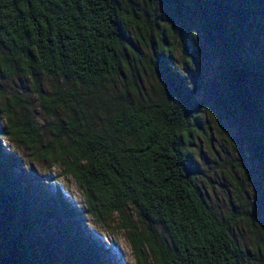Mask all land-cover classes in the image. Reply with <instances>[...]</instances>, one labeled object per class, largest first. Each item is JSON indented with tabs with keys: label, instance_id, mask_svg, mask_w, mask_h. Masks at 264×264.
Masks as SVG:
<instances>
[{
	"label": "trees",
	"instance_id": "obj_1",
	"mask_svg": "<svg viewBox=\"0 0 264 264\" xmlns=\"http://www.w3.org/2000/svg\"><path fill=\"white\" fill-rule=\"evenodd\" d=\"M141 1L144 14L133 0H0V45L10 59L31 79L61 83L42 96L63 113L57 152L45 153L73 176L87 214L120 218L135 264H264V198L257 226L247 222L249 251L233 236L235 209H212L197 181L190 147L203 121L185 74L198 69L199 33L217 60L202 101L236 132L264 180V54H249L264 39V0ZM148 76L155 100L143 95ZM111 84L112 108L89 111L90 91ZM4 115L9 133L33 130ZM25 141L34 145L36 133ZM12 167L0 151V264H44L32 238L41 217L29 213ZM75 237L74 264H104L90 247L78 253Z\"/></svg>",
	"mask_w": 264,
	"mask_h": 264
},
{
	"label": "rangeland",
	"instance_id": "obj_2",
	"mask_svg": "<svg viewBox=\"0 0 264 264\" xmlns=\"http://www.w3.org/2000/svg\"><path fill=\"white\" fill-rule=\"evenodd\" d=\"M133 1L137 12L144 14L147 7L142 1ZM167 10L170 12L169 8ZM198 38L202 49L198 69L185 73L196 92L203 121V129L190 147L196 162L197 181L212 209L220 214L227 213L230 206L235 209L233 236L252 251L254 237L247 222L251 219V223L257 226L262 214L263 176L258 178L252 160L238 143L236 132L202 101L204 88L216 77L217 60L199 33ZM252 48L250 56L260 59L264 54V39ZM141 53L144 55L143 50ZM176 59L180 67L177 56ZM60 86L56 79L41 75L31 79L19 61L10 59L9 52L0 45V151L15 165L10 170L20 179L29 213L41 217L42 224L33 230L32 238L42 242L46 255L44 264H74L76 256L72 246L74 238L77 239L75 236H80L81 240L76 246L78 253L90 247L97 251L98 260L104 264H135L126 233L119 226L120 218L115 214L98 218L87 214L83 195L73 176L65 171L60 160L45 153L46 149L57 152L53 148L54 134L59 129L63 113L47 106L42 96L50 95ZM115 90V84H111L90 91L92 96L86 100L89 111L99 105L105 110L111 109ZM142 91L152 100L158 98L154 77L144 79ZM5 111L18 124L30 121L33 130L9 133L4 129L7 124ZM34 132L37 142L29 145L25 138ZM154 229L162 241L166 240L159 226ZM38 255L43 259L41 254Z\"/></svg>",
	"mask_w": 264,
	"mask_h": 264
}]
</instances>
